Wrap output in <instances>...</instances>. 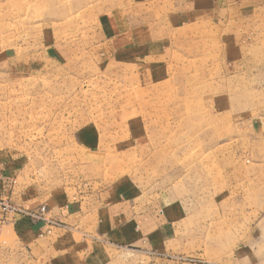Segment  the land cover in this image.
<instances>
[{
    "label": "rangeland",
    "instance_id": "374dc122",
    "mask_svg": "<svg viewBox=\"0 0 264 264\" xmlns=\"http://www.w3.org/2000/svg\"><path fill=\"white\" fill-rule=\"evenodd\" d=\"M72 1L0 0V207L105 185L208 204L234 153L245 180L264 137V0ZM227 198L141 264H264L263 196Z\"/></svg>",
    "mask_w": 264,
    "mask_h": 264
},
{
    "label": "crops",
    "instance_id": "0c3cea01",
    "mask_svg": "<svg viewBox=\"0 0 264 264\" xmlns=\"http://www.w3.org/2000/svg\"><path fill=\"white\" fill-rule=\"evenodd\" d=\"M61 1L38 0L41 5ZM91 1L106 3V0ZM72 3L79 8L80 0ZM54 12L62 18L59 9ZM251 142L254 161L245 180L239 178L238 153L231 152L236 173L225 193L215 191L208 202L214 214L221 216L223 212V194L228 197L225 201L231 209L250 205L255 210V197L263 196L258 210L264 211V137L248 140L249 147ZM141 196L142 192L112 189L110 185L98 190L77 188L71 194L57 193L45 198L27 193L23 197L24 206L34 209L45 205L44 217L54 224L17 215L15 219L0 207V264H141L144 254L157 258L165 252L167 242L180 241L178 233L186 223L193 218L201 219L207 212V202H197L196 198L191 201L183 196L166 202L157 193L151 194L150 202H146ZM4 197L8 199V194Z\"/></svg>",
    "mask_w": 264,
    "mask_h": 264
},
{
    "label": "built area",
    "instance_id": "2783aa9c",
    "mask_svg": "<svg viewBox=\"0 0 264 264\" xmlns=\"http://www.w3.org/2000/svg\"><path fill=\"white\" fill-rule=\"evenodd\" d=\"M3 210L4 212H13L14 214H16L17 216H21L24 218H28L31 220H41L43 222H47L49 225H53L54 223L51 221H47L45 219V207H40L34 211H24V210H20V209H13L7 205L3 206Z\"/></svg>",
    "mask_w": 264,
    "mask_h": 264
}]
</instances>
